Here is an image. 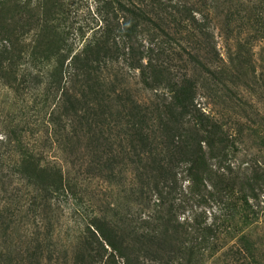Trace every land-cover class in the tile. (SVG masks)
I'll use <instances>...</instances> for the list:
<instances>
[{
    "label": "rangeland",
    "instance_id": "1",
    "mask_svg": "<svg viewBox=\"0 0 264 264\" xmlns=\"http://www.w3.org/2000/svg\"><path fill=\"white\" fill-rule=\"evenodd\" d=\"M95 4V0H0V38L14 33L18 49L0 55L9 66H0V264H103L106 259L94 257L85 244L96 232L95 223L115 225L122 232L134 230L140 213L150 211L144 198L149 192L175 190L169 176L171 147L165 148L161 138L152 139L155 144L143 154L134 153L141 146L116 137L120 129L113 122L104 126L118 115L115 99L126 95L125 89L132 92L124 97L132 108L133 99L151 96L127 62L109 69L111 81L105 91L116 89L117 94L113 99L106 95L98 107L92 103L94 95L81 92L76 79L57 83L47 69L56 66L50 63L54 58L29 56L41 28L70 33V38L80 28L87 30L95 23ZM210 15L220 56L213 76L200 68L195 75L200 80L198 102L228 129L239 131L229 158L236 172L254 178L255 189L236 194L223 211L217 232L203 240L172 227L167 232L165 224L157 225V230L172 239L176 251L169 256L174 264L191 260L264 264V0H214ZM6 56H14L13 64ZM157 124L151 125L154 131H159ZM24 153L54 170L48 173L62 170L68 188L51 198L43 196L16 170ZM173 196L183 201V216L195 212L203 218L217 209L207 196L190 197V190L181 187ZM191 242L198 247L193 258L178 249ZM116 261L124 264L120 256Z\"/></svg>",
    "mask_w": 264,
    "mask_h": 264
},
{
    "label": "trees",
    "instance_id": "2",
    "mask_svg": "<svg viewBox=\"0 0 264 264\" xmlns=\"http://www.w3.org/2000/svg\"><path fill=\"white\" fill-rule=\"evenodd\" d=\"M213 2L95 0V23L87 30L80 28L79 33L70 38V33L61 35L57 29L41 28L33 39L34 48L29 56L34 55L37 60L41 54L50 61L54 58L50 63L56 66L47 69L57 83L76 79L83 88L81 92L94 95L92 103L98 107L106 100V95L113 99L117 94L116 89L105 91L111 81L109 69L121 61L127 62L139 75L143 90L151 96L133 99L132 108L129 100L124 99L132 92L125 89L122 92L126 95L115 99L118 115L105 121L104 126L109 127L113 122L115 128L120 129L116 137L129 145L141 146L133 150L134 153L143 154L148 145L155 144L150 140L160 138L165 148L173 150L169 176L175 190L166 192L168 194L155 191L156 197L149 192L144 198L149 202L145 207L150 211L140 213L139 226L122 232L115 225L95 223L96 232L93 231L91 240L85 244L94 257L106 259L103 264H118L117 256L123 258L124 264H174L169 256L176 251L170 243L172 239H168L167 233L159 235L157 225H167V232L172 227L190 238L195 235L197 240H203L204 236L217 232L223 211L230 208L236 194L255 189L254 178L243 171L236 172V165L229 158L234 151L236 131H239L228 129L198 102L200 80L195 75L200 68L213 76V68H218L215 60L220 56L211 30ZM14 35L9 33L7 38H0V42L3 40L1 56L18 50ZM6 59L9 65L13 64L14 56H6ZM3 62L6 61L0 59V66L8 69ZM123 83L127 85V80ZM153 108L157 109L158 116L153 114ZM154 123L159 131L151 128ZM23 155L16 170L41 189L43 196L51 198L52 194L68 188L62 170L48 173L54 170L32 154ZM139 157L140 162L145 159L143 155ZM153 159L152 156L149 159L152 164L156 162ZM229 160L231 165L227 164ZM180 187L184 192L190 190V197L207 196L208 201L217 206L216 211H210L211 216L204 213L203 218L195 212L183 216V201L173 196ZM183 247L178 249L189 251L192 258L198 248L193 242L190 247ZM187 264H192V260Z\"/></svg>",
    "mask_w": 264,
    "mask_h": 264
}]
</instances>
